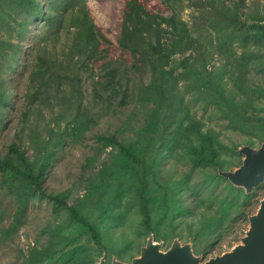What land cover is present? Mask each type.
I'll use <instances>...</instances> for the list:
<instances>
[{"label": "trees", "instance_id": "16d2710c", "mask_svg": "<svg viewBox=\"0 0 264 264\" xmlns=\"http://www.w3.org/2000/svg\"><path fill=\"white\" fill-rule=\"evenodd\" d=\"M188 1L194 6V11L198 12V16L191 15V19H194L193 23L190 22L192 27L173 14L162 16L151 13L138 0H127L123 8L118 47L127 52L133 62L129 67L121 68L108 59V49L103 46L105 37L93 22L85 0H50L47 11L41 9L38 0H0V73H11L13 68L10 62L17 63L18 52H22V43L28 34L27 26L38 18L42 20L41 31L34 35L33 40L37 39V42L30 53L34 60L33 65H30L28 78L33 91L26 95V101L31 110L34 107L39 111L46 108L50 110V115H55V112H51L54 107L69 110L71 127L65 131L70 135L83 134L84 127L96 121L90 115L91 102L83 103L82 74L90 79L92 101L99 102L98 108L116 107L110 104L116 98L118 107L126 105L128 101L133 104V109L125 120L129 131L127 135L123 137L113 132L96 136L104 145L117 149L115 168L103 164L95 177L88 179L85 187L87 192L72 200L70 205L65 201L66 197L69 199V194H47L42 188L47 163L36 166L26 152L20 149L18 143L21 145L22 137L37 127L35 121L30 123L24 112L19 131L14 136L18 143L12 141L0 158V189L12 199L15 207L7 232L14 233L20 226L30 201L47 199L57 214L67 212L76 235L64 237L65 243H69L63 246L59 255H50L47 248L38 250L33 247L28 250L21 264H68L73 255L80 264H86L92 259L93 247H97L98 256L105 255L106 260L115 258L120 261L122 256L119 252L125 251L131 242L109 251L103 242V232L107 227H118L126 218L130 202L127 201L124 209H121V197L126 191L122 187L125 183L127 188L130 183L132 196L136 201L139 237L154 234L155 239H165L157 220L152 222V213H159L167 203L172 210L168 239L176 235L181 238L175 232V217L184 210L181 199H176L175 189L169 184L170 181L153 169L156 160L164 161L168 149L179 151L189 170L200 174L194 192L205 190L212 193L211 189L221 180L224 182L222 188L225 194L218 208L228 207L227 211L237 209L242 214L240 207L250 205L253 191L245 193L243 188L233 186L218 174L219 171L230 169L227 166L228 160L222 157L223 153L234 157L233 167L240 163L241 155L236 152L239 147L224 144L214 130L204 129L203 122L193 116L184 115L176 120L173 112L160 104L163 102L160 97L163 92L176 87L181 80L187 84L194 83V66L188 57L181 58L176 66L171 65V62L174 55L198 44L194 35L197 30L195 25L202 23L209 38L219 43V53L225 54L223 67L236 89L231 96L224 84H221L222 78H219L209 85L208 98L212 97L216 107L220 108V117L229 122L228 128L241 129L246 126L240 121L249 120L245 119L243 113L247 109L252 112L251 105L246 104L247 108L244 110L237 107L235 99H239L237 94L240 100L259 97L254 90L247 92L246 89L250 88L247 75L251 70L261 71L264 75V15H251V22L247 23L248 19H242L243 0H238L229 12L222 10L215 0ZM64 27L67 39L57 54L55 47ZM21 41L22 48L19 44ZM97 64L96 70L99 72L95 75L93 70ZM178 69L182 71L177 72ZM131 71L139 76L147 72L149 81L142 83L139 80L131 85ZM5 82L4 76L3 84ZM251 87L257 90L261 88ZM168 94L170 96L171 92ZM260 96H264V93ZM0 104L2 107L9 104L6 93L0 94ZM103 115L98 114L99 117ZM139 115H144L145 119H140ZM251 119L254 120L252 116ZM252 120V125H256L254 127L259 131L253 132L254 128L249 125L253 129L250 135L254 138L246 140L249 146L264 143V120L259 119L255 124ZM177 182L181 188L182 179ZM91 196L95 200L92 211L85 207ZM194 201L198 207L210 209L217 197L209 194L205 198H195ZM161 217L164 218L163 215ZM189 227L195 229L194 224ZM47 230L51 232L53 228ZM187 234L197 242L194 230L188 228ZM78 239L79 244H76ZM102 249L107 254H100ZM192 251L195 254L197 249Z\"/></svg>", "mask_w": 264, "mask_h": 264}, {"label": "rangeland", "instance_id": "374dc122", "mask_svg": "<svg viewBox=\"0 0 264 264\" xmlns=\"http://www.w3.org/2000/svg\"><path fill=\"white\" fill-rule=\"evenodd\" d=\"M126 1L85 0L93 22L105 37L103 46L108 49V59L115 65L121 66V68L129 67L133 62L132 57L118 47L123 8ZM138 1L151 13H158L162 16L173 14L177 18L186 21L187 25L191 27L192 24L190 22H194V19H191V15L198 16V12L194 11V6H191L192 3L188 0H164L165 3L163 0ZM215 2L222 10L229 12L235 7L238 0H215ZM243 2L244 4L241 6L242 19H248L247 23L251 22V15H264V0H243ZM38 3L43 11H47L50 0H38ZM41 23L42 20L38 18L27 26L28 34L23 43L22 41L19 42L20 48H22L21 43L23 48L22 52H18L17 63L10 62L13 70L9 75H5L3 71L0 73V94L6 93V99L9 103L6 107H2L0 104V113L2 114L0 158L12 141L17 142L14 136L18 133L22 115L26 112L30 123L35 121V126L37 127L32 132L26 131L28 133L22 137L21 145L17 143L36 166H40L44 162L47 163L42 185L46 193L60 195L65 192L67 195L69 194V199L66 197L65 201L70 205L72 200L81 197L87 192L85 187L88 185V179L95 177V173L103 164L112 169L115 168L117 149L104 145L96 139V136L98 134L108 135L113 132H117L123 137L127 135L129 131H127L125 120L132 111L133 104L128 101L126 105L118 107V98H116L110 102L116 107L98 108L100 106L99 102L92 101L90 79L85 74H82L83 103L91 102L90 115L95 117L94 120L96 121L95 123H88L84 127L83 134L77 135L73 133V135H70L65 131L71 127L68 118L69 110H58V108L54 107L51 112H55V115H50V110L46 108H42L39 111L37 107H34L31 110L26 101V95L33 91L28 78L30 65H33L34 60L30 53L32 46L37 42V39L34 41L33 37L41 31ZM195 27L197 30L194 31V35L198 39V44L177 53L171 62V65L176 66L181 58L188 57L194 66V83L187 84L183 80L179 81L176 87H172L161 94L160 101L163 102H160V104L170 109L176 120L184 115L197 118L203 122L204 129L211 128L214 130L218 138L228 146L236 145L241 147L247 145L246 140L252 137L250 134L259 131L254 127L256 125H252L251 116L254 118L252 120L254 124L258 123L259 119L264 120V96H260L264 93V75L261 71L254 69L249 72L247 83L250 88L246 89V91L251 92L254 90L259 94V97L253 96L247 100H240V96L237 94L239 97V99H235V102H238L237 107H242L245 110L247 108L246 104H250L251 111H253L249 112L247 109L243 113L245 119L249 120L240 122L246 126H242L241 129L228 128L229 122L220 117L218 110L220 108L216 107L212 97L208 98L209 85L218 81L219 78H222L220 82L224 84L225 90L231 96L236 91L223 67L225 54L219 53V43L209 38L208 32L204 29L202 23H198ZM59 37V42L55 47L57 54H59L63 42L67 39L66 27L60 31ZM237 51L239 52V49ZM98 65L93 70L95 75L99 72L96 70ZM181 71L182 69L177 70V72ZM129 75L132 78V81H130L131 85L139 80H142V83L149 81L147 72L139 76L134 71H131ZM4 76L6 77L5 84H3ZM251 86H259L261 88L257 90ZM168 92H171L170 96ZM170 98L174 100L171 101ZM224 102L218 101V103ZM33 106H36V104ZM98 114L104 115L99 117ZM139 118L144 120L145 116L139 115ZM249 125L255 131L251 132L253 129ZM37 139L38 142L36 141ZM251 139L254 140L253 137ZM259 146L260 144H254L250 147L259 148ZM222 157L228 160L227 166L228 169L230 168L229 170L237 168L242 161L241 156L240 163L233 167L232 161L235 160L234 157L227 156L225 153H223ZM161 160L155 161L153 169L163 174L170 181L169 184L173 185L175 189L176 199H181L184 209L175 217V224L177 225L175 232L180 234L181 238L176 235L172 239H168L170 230L169 216L172 213L171 206L166 203L165 209L159 211V213L153 211L152 222L154 223V220H157L159 230L165 236V239H155L154 234H151L156 242L162 243L161 251H166L172 241L177 239L183 244L189 243L192 249H197L195 255L205 261L228 252L234 246L242 243V238L249 229L248 217L255 214L259 202L264 196V180L252 190L251 203L249 206L240 207L242 209V214H240L237 209L227 211L228 207L226 209L224 206L218 208L225 194V190L222 188L223 181L218 180L216 182L211 189L212 193L205 192V190L194 192V186L200 174L189 170L179 151L173 152L168 149L166 158L163 159L164 161ZM181 179L183 184L180 188L177 181ZM122 189H126V191L121 197L123 200L121 209H124L127 201L130 202V207L126 211V218L118 227H107V230L103 232V242L108 246L109 251L124 243L131 242L125 251L119 252L122 256L120 261L130 263L133 258L139 255L140 248L145 245L150 235L144 238L138 236L139 215L135 212L137 206L132 196L130 183L128 188L127 183H125ZM209 194L212 197H217L216 203L210 209L198 207L194 199L205 198ZM239 202H241V199ZM94 204V196H91L88 198L85 207L92 211ZM14 210L12 199L0 189V264H21L24 257L28 254V250L33 247L38 250L47 248L50 255L54 253L59 255L63 250V246L69 243H65L64 237L76 235L73 224L69 223L67 212L61 211L60 214H57L47 199L30 201L24 217L21 218L20 226L14 233H9L7 229ZM161 215L164 216L163 219ZM217 220H220V222ZM191 224H194L195 229L194 227H189ZM50 228H53L51 232L47 230ZM188 228L194 230L197 242L188 236ZM79 241L80 239L76 241V244H79ZM82 242L85 243L84 240ZM103 252L107 254L105 249H102L100 254ZM74 257L76 256L73 255L69 259L68 264H80L78 259ZM100 257L98 256L97 247H93L92 259L86 264H95L94 262H98ZM115 257L117 258L116 255ZM106 264H111L110 258L106 260Z\"/></svg>", "mask_w": 264, "mask_h": 264}, {"label": "water", "instance_id": "95a60500", "mask_svg": "<svg viewBox=\"0 0 264 264\" xmlns=\"http://www.w3.org/2000/svg\"><path fill=\"white\" fill-rule=\"evenodd\" d=\"M236 152L242 156L241 164L234 170L219 171L218 174L233 186L250 193L264 180V143L259 148L243 145ZM248 221L249 229L242 238V243L205 261L193 253L189 243L183 244L177 239L163 252L162 243L156 242L150 235L140 248L139 255L130 263L112 258L111 264H264V196ZM95 264H106L105 255Z\"/></svg>", "mask_w": 264, "mask_h": 264}]
</instances>
